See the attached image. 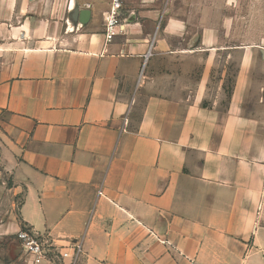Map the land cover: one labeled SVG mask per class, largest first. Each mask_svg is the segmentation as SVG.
Masks as SVG:
<instances>
[{
  "label": "crops",
  "instance_id": "crops-1",
  "mask_svg": "<svg viewBox=\"0 0 264 264\" xmlns=\"http://www.w3.org/2000/svg\"><path fill=\"white\" fill-rule=\"evenodd\" d=\"M110 5L0 0V264L22 225L78 264H264V0H124L107 42Z\"/></svg>",
  "mask_w": 264,
  "mask_h": 264
},
{
  "label": "built area",
  "instance_id": "built-area-1",
  "mask_svg": "<svg viewBox=\"0 0 264 264\" xmlns=\"http://www.w3.org/2000/svg\"><path fill=\"white\" fill-rule=\"evenodd\" d=\"M123 5L124 0H111L105 26V39L107 42L113 41L114 38L122 33L123 21L121 11ZM16 237L23 251L31 258L33 264H43L50 261L52 257L60 259L63 264H78V260L83 252L82 245L77 242L71 243L60 252L49 235L38 233L29 228L20 230Z\"/></svg>",
  "mask_w": 264,
  "mask_h": 264
},
{
  "label": "rangeland",
  "instance_id": "rangeland-1",
  "mask_svg": "<svg viewBox=\"0 0 264 264\" xmlns=\"http://www.w3.org/2000/svg\"><path fill=\"white\" fill-rule=\"evenodd\" d=\"M253 20L256 24H258V25L261 24L260 28H262V25L264 27V23L261 22L262 21L261 18L257 17V18H254ZM259 35H264V34L262 32L254 33L253 37H256ZM254 41H255V39H254ZM4 140H8V137L6 136L4 130L2 129V126L0 125V186L3 184L8 186V184L10 182H12V176H11L10 171H9V164H10V161L8 160L9 155L7 154V152L5 150L6 144H5ZM12 184H13V182H12ZM2 197L4 198V205H3V210H1V213H0V223L4 220V218H5L4 214L6 211H8V208L10 207L9 201L11 200L12 203L14 202L13 211L16 215L18 214L19 204L22 201L21 196L14 197V198H11L9 194L6 196V189H0V198L2 199ZM11 240H12V238H5V237L1 238L0 237V247H2L8 241H11Z\"/></svg>",
  "mask_w": 264,
  "mask_h": 264
},
{
  "label": "water",
  "instance_id": "water-1",
  "mask_svg": "<svg viewBox=\"0 0 264 264\" xmlns=\"http://www.w3.org/2000/svg\"><path fill=\"white\" fill-rule=\"evenodd\" d=\"M91 15L92 14L90 10H79L78 8H75L70 16V20L75 24H81L82 26H85L90 21Z\"/></svg>",
  "mask_w": 264,
  "mask_h": 264
},
{
  "label": "trees",
  "instance_id": "trees-1",
  "mask_svg": "<svg viewBox=\"0 0 264 264\" xmlns=\"http://www.w3.org/2000/svg\"><path fill=\"white\" fill-rule=\"evenodd\" d=\"M12 185H13L12 182H10V183L8 184L9 187H12ZM25 228H26V227H25L24 225H22V229H25Z\"/></svg>",
  "mask_w": 264,
  "mask_h": 264
}]
</instances>
